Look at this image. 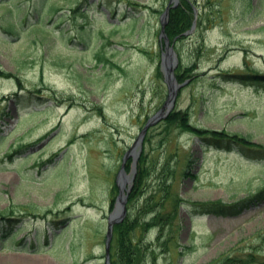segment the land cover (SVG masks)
<instances>
[{"label": "rangeland", "instance_id": "rangeland-1", "mask_svg": "<svg viewBox=\"0 0 264 264\" xmlns=\"http://www.w3.org/2000/svg\"><path fill=\"white\" fill-rule=\"evenodd\" d=\"M117 1L0 0V213L23 217L5 223L15 235L0 264H104L123 153L168 93L156 73L169 0H130L141 5L133 18ZM188 1L198 28L175 53L193 78L172 110L264 145V0ZM169 132L163 122L147 131L148 177L128 208L139 222L146 210L176 218L134 228L146 252L137 264H264V157ZM200 202L242 207L218 216Z\"/></svg>", "mask_w": 264, "mask_h": 264}, {"label": "trees", "instance_id": "trees-1", "mask_svg": "<svg viewBox=\"0 0 264 264\" xmlns=\"http://www.w3.org/2000/svg\"><path fill=\"white\" fill-rule=\"evenodd\" d=\"M44 0H41V2ZM117 2H121L126 4V6H129L130 11L128 15L133 18L132 14L139 10V7L141 5H138L134 2H131L130 0H118ZM103 7H105V10L107 9L110 13V2H100ZM180 4L174 8L170 9L169 12V19L167 22V26L165 29L166 35L169 37L170 41L173 40L177 36H181L182 33L188 31L192 27V21L194 18V6L192 3H189L188 0H180ZM56 9V8H54ZM59 10H54V15L58 14ZM53 15V16H54ZM52 16V18H53ZM62 15H57L56 19L62 20ZM85 21H83L84 23ZM104 22V21H103ZM198 22H196L197 24ZM18 26L17 24L11 23L10 29L6 30L10 35L14 34V28ZM113 27V26H112ZM83 28V27H82ZM198 28V24H197ZM78 33L80 32L77 29ZM60 34H63V31H60ZM182 39V38H181ZM97 60H102L103 58L101 55L97 54L96 56ZM108 62V61H106ZM176 72V78H178V81L180 83H184V81L191 80L193 77L191 74L193 71L190 69V67H185L180 64L178 66ZM0 75H4L3 73ZM6 76V75H5ZM156 76L158 79H162V73L160 69L157 70ZM236 78L239 79H248L250 77H253V75L243 73L236 74ZM262 77V76H260ZM264 77V76H263ZM164 132L170 133L169 131L171 129H179L180 131L186 133L189 132L191 135L195 137H199L201 141H203L205 144L209 146H214L216 148L224 147L226 149H229L231 147H236L239 150H242L243 152L247 153L248 156H252L253 154L264 157V145H260L257 143H254L251 139H248L242 135H237L233 133H228L225 130H203L198 127H194L189 118L188 114L185 112L183 113L180 110H175L171 114H169L164 120ZM0 139H4L3 136H0ZM25 148V146H22L20 148H17L15 153L19 150H22ZM143 154V153H142ZM7 157H11L12 154L10 152L6 153ZM146 155L143 154L140 156L138 162H137V172H136V178L135 182L133 184V189L129 194V201L128 203L132 202L136 199L137 194L141 191V188L143 187V182L145 181V178L148 177V170L146 167ZM116 188V187H115ZM114 188V189H115ZM113 200L109 204V209L112 210L113 207ZM199 206V209H202L203 213L206 214H213V215H232L235 213H238L241 210V205L239 203L235 204H223L218 202H200V204H196ZM176 208V207H175ZM149 209V208H148ZM146 210L144 214H142V220L139 222L136 217L132 218L129 214V212L126 215V218L123 222L116 224L114 226L113 230V238H112V244H111V254H110V262L111 264H137V260L139 256H144L145 251H142V248L139 244H136L134 240L132 239V233L134 232V228H137V226H142L144 229H151V228H164V226H168L172 223V221L176 218L173 213H169L167 216L159 217V212L157 211H148ZM151 215L149 218H147L148 215ZM176 214V213H174ZM21 215L24 216V213H21ZM26 215V214H25ZM158 218H157V217ZM23 218V217H22ZM22 218H15L13 214L5 215V213H0V247H3V243L5 240L10 241L13 239L15 232H7L6 231V224H11V220L19 222V220H22ZM160 218V219H159ZM164 221V222H163ZM21 228V227H20ZM22 239V238H21ZM144 250H147V247H145ZM236 260L234 259H226V264H235Z\"/></svg>", "mask_w": 264, "mask_h": 264}, {"label": "water", "instance_id": "water-1", "mask_svg": "<svg viewBox=\"0 0 264 264\" xmlns=\"http://www.w3.org/2000/svg\"><path fill=\"white\" fill-rule=\"evenodd\" d=\"M178 5V0H169L167 7L163 11L160 17V34H159V41L164 39V52L161 54V64L160 68L163 72V79L165 81L166 87L168 89V94L166 97V101L164 103V106H162L161 109L158 110L156 114L153 115V117L149 118L141 131L139 132V135L136 137V139L133 142V146L128 149L123 155V159L121 162V168L118 172V178L116 179V187H118V194L116 196L115 204L113 207L112 212L107 216V226H106V234H105V258H104V264H110L109 257H110V244H111V238L113 234V227L115 224L120 223L124 220L127 212V208L125 207L127 199H128V193L130 192L132 188V182L134 180V175L136 172V160L139 157V152L141 148L142 141L144 139V136L146 134V131L160 122V120L164 119L173 109L176 96L178 94V91L181 89V87L184 84H179L177 78L175 77V69L178 65V57L176 56L175 50L172 45H170L169 39L165 34V27L166 23L168 21L169 17V10L171 8H175ZM196 13V12H195ZM196 18L197 13L195 14V18L193 20L192 29L186 34L192 33V31L196 27ZM176 38L173 40L172 44L175 42ZM130 157H133L132 161V168L130 173L125 175V162ZM126 177V178H125Z\"/></svg>", "mask_w": 264, "mask_h": 264}]
</instances>
